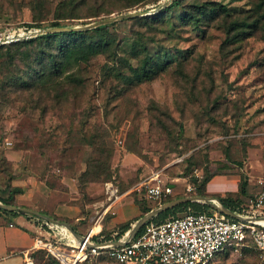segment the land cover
I'll list each match as a JSON object with an SVG mask.
<instances>
[{
    "label": "rangeland",
    "instance_id": "374dc122",
    "mask_svg": "<svg viewBox=\"0 0 264 264\" xmlns=\"http://www.w3.org/2000/svg\"><path fill=\"white\" fill-rule=\"evenodd\" d=\"M163 1L77 0L71 8L67 0H0L5 40L39 29L29 25L146 11L106 23L84 46L21 37L11 58H0V197L36 211L59 202L71 211L66 223L109 236L174 199L238 195L242 177L248 193L258 188L264 0H181L154 17ZM200 6L224 10L214 18ZM41 70L30 90L13 81ZM106 182L119 196L110 207ZM141 183L171 194L150 198ZM38 257L35 264H54ZM210 264H264V256L226 250Z\"/></svg>",
    "mask_w": 264,
    "mask_h": 264
},
{
    "label": "built area",
    "instance_id": "2783aa9c",
    "mask_svg": "<svg viewBox=\"0 0 264 264\" xmlns=\"http://www.w3.org/2000/svg\"><path fill=\"white\" fill-rule=\"evenodd\" d=\"M0 37V43L17 40ZM247 197V209L236 214L240 219L215 212H188L159 223H147L141 233L127 241H95L100 229L95 225L74 241L63 224L42 219L41 232L34 237L31 254L43 252L59 264H210L226 250L241 252L251 248L264 256V180ZM146 195L160 200L171 194L168 185L141 183ZM107 199L115 204L118 190L105 183ZM25 264H34L28 256Z\"/></svg>",
    "mask_w": 264,
    "mask_h": 264
},
{
    "label": "trees",
    "instance_id": "16d2710c",
    "mask_svg": "<svg viewBox=\"0 0 264 264\" xmlns=\"http://www.w3.org/2000/svg\"><path fill=\"white\" fill-rule=\"evenodd\" d=\"M67 1H68V4H70L71 8H76L77 0H67ZM180 1L181 0H175L173 3H171L170 5L165 7V9H161V10L157 11L156 13H154L153 16L155 17V16L161 14L163 11L172 8L174 5H177ZM200 9H201L202 14H210V15H213L214 18L216 16H218V14H220V11L224 10V8L222 6H221V9L220 8L218 9L215 7L206 8V7L200 6ZM105 18H108V17H105ZM105 18H103V19H105ZM190 18L192 20L196 21V18L194 16H190ZM89 23H91V22H89ZM49 25H50L49 27H74V26H68V25H61L58 23V21H53ZM253 25H254V23L246 24V26H248V27L253 26ZM78 26H83V25H78ZM105 26H106L105 24L104 25L102 24V25H99V26H96L94 28H90L87 30H77V31L71 30V31H61V32H50V33L37 35V36H35L33 38H29L27 40L32 41L34 39H43V40H46L47 42L56 41L58 43L59 47H61V49H67L68 47H71V46L79 47V46H84L86 44L85 38L90 33L99 32ZM231 26L233 27V24ZM29 27L44 28L43 26H39L36 24L34 26L29 25ZM27 30H29V29H27ZM240 34H244V32L241 31ZM19 41L20 40H16V41L13 40V41L8 42V43L7 42L0 43V49L6 48L4 50V52H2V53L0 52V58H2V59L11 58V47L13 45H16V43H18ZM6 44H10V46L6 47L5 46ZM43 75H44V72H43V70H41V71L36 72V73H34V72L29 73L28 76H25V77H23V76L18 77L17 79H14L13 81L15 82V84H17V86H19V88L30 90V89L35 87V84H38L39 81L42 80ZM8 83L10 85L12 84L11 82H8ZM210 177L211 176H206L203 179L202 183L205 184L210 179ZM198 194L203 195L201 189L199 190ZM237 194L238 195L234 196L230 193H226L224 195H218V196H214L212 198L218 199L220 204L222 206L226 207L231 212H233L235 214H242L248 208L247 203H246V199L248 196H250V194L247 191L246 177H242L240 179L239 184H238V193ZM0 203L7 204V205H15V204L9 203L8 200L3 199L2 197H0ZM182 209H185L184 213L177 214ZM148 210H149V208L145 209L144 212H146ZM215 211H217V210H215L213 207H211L208 203H199V202H195V201L183 202V203L177 204L171 208H168V209L160 212L156 216L152 217L150 220H148L146 223H144L136 231L135 236H137L139 233H141L145 224L150 223V222L159 223V222L164 221L168 218L181 216V215L188 213V212H192V213L207 212V213H210V212H215ZM41 213L46 214L45 212H42V211H41ZM0 214L9 215L13 218H15L19 215H23L25 217V219H27V220H29L31 218H36V224L42 220L41 218H38V217L28 213V212H24V211H20V210H5L3 208H0ZM135 220H133L132 222H128V223H125L123 225L118 226L117 231L115 230V236H113L112 234H110L109 236L104 235L102 233V231L100 230L99 233L93 237V239L95 241H105V240L108 241L111 239L117 240L118 238H120L122 236V234H124L126 231H128L131 228V224ZM241 250H242L241 252H249V251H252L253 249L242 248ZM39 253H41L43 255L44 261L49 260L51 263L59 264V262H57L51 256L45 255L43 252H39ZM30 259L33 261L34 264H35V259L40 260V258L38 257V253L31 254ZM47 264H49V263H47Z\"/></svg>",
    "mask_w": 264,
    "mask_h": 264
},
{
    "label": "crops",
    "instance_id": "0c3cea01",
    "mask_svg": "<svg viewBox=\"0 0 264 264\" xmlns=\"http://www.w3.org/2000/svg\"><path fill=\"white\" fill-rule=\"evenodd\" d=\"M257 189L254 192H256ZM43 208L45 209L43 210L41 208V210L37 212H45L46 214H41L54 219L60 224L65 225L71 235V238L74 241H79L81 239V236L85 234L89 229L84 228L83 226H78L76 221L75 223L73 222V224L66 223L65 219L71 218V216L68 214L71 211L69 208L59 204V202H56L54 204V202L50 201V199H47L43 205ZM36 217L44 219V217L42 216ZM138 219H136L131 224V227ZM130 229L124 234H122V236L117 240H111L115 243L129 240ZM40 232L41 228L39 223L36 224V218H31L27 220L23 215H19L13 218L9 215L0 214V264H25V261L28 259V256L31 255L33 239L34 237L39 235ZM112 235L115 236V232H113Z\"/></svg>",
    "mask_w": 264,
    "mask_h": 264
},
{
    "label": "water",
    "instance_id": "95a60500",
    "mask_svg": "<svg viewBox=\"0 0 264 264\" xmlns=\"http://www.w3.org/2000/svg\"><path fill=\"white\" fill-rule=\"evenodd\" d=\"M175 0H164L157 8L151 10L150 12L154 13L157 12L161 9H164L165 7H167L168 5H170L171 3H173ZM146 11H135V12H129V13H123V14H119L113 17H108L105 19H100L91 23H88L86 25L83 26H74V27H44V28H39V29H34L32 32L29 31L26 35L24 36H20L18 37V39L22 38H26V37H32V36H36V35H40V34H45V33H50V32H61V31H71V30H87L90 28H94L96 26L102 25V24H106L112 21H115L117 19L121 20V19H125V18H130V17H135V16H141L145 13ZM187 201H201L204 203H208L211 207H213L215 210L219 211L222 214H225L227 216L233 217V218H237L240 219V217L238 215H236L235 213L231 212L230 210H228L226 207L222 206L219 202L218 199H214V198H210V197H206V196H186V197H182V198H178V199H174L172 201H169L163 205H160L154 209L149 210L148 212H146L145 214H143L135 223L134 225L131 227L130 231H129V237L132 238L136 231L144 224L146 223L148 220H150L152 217L156 216L157 214H159L160 212L171 208L177 204L183 203V202H187ZM0 208H3L5 210H20V211H24V212H28L31 214H34L36 216H42L44 217V219L53 222V223H58L57 221H55L54 219L48 217V216H44L41 213L37 212V211H33L29 208L23 207V206H18V205H7V204H2L0 203ZM68 226V225H67Z\"/></svg>",
    "mask_w": 264,
    "mask_h": 264
}]
</instances>
